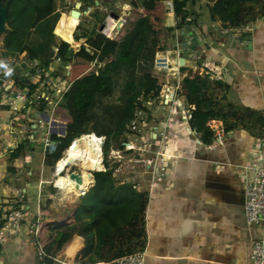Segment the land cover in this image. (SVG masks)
<instances>
[{
  "label": "crops",
  "instance_id": "1",
  "mask_svg": "<svg viewBox=\"0 0 264 264\" xmlns=\"http://www.w3.org/2000/svg\"><path fill=\"white\" fill-rule=\"evenodd\" d=\"M201 22L207 30L209 24L202 18ZM245 26L225 25L229 29L225 34L212 29L206 39L200 36L199 25L191 28L197 31L196 38L205 41L193 50L201 49V57L218 66L215 74L222 79L204 75L196 65H176L174 73L164 74L169 79L164 86L179 85L182 91L183 80L191 71H199L214 82L211 87L217 89V99L213 109L217 113L210 121L212 141L205 140L206 134L193 127L191 119L185 121L181 113L169 112L171 106L162 109L152 104L156 118L152 117L150 124L156 126V131L153 134L150 127L145 133L144 140L154 139L153 147L144 151L143 156L154 164H150L149 171L142 165L132 173L140 180V189L130 187L129 182L114 181L116 188L127 185V195L122 198L127 204L124 209L115 211L114 200L105 198L101 204L105 212L98 214L96 197L86 196L96 181L75 202L63 198L57 202V194L63 191L59 178L66 176L57 175L63 170H57L56 186L45 175L46 165L32 167V157L26 154L22 173L17 158L5 150L7 138L0 139V202L22 200L27 223L39 220L41 240L56 258L55 264H117L119 256L137 250L147 252L145 264H251L253 239L261 233V227L247 222L245 179L251 173L250 167L264 166V15L248 24V29ZM242 28L240 33L236 32ZM42 32L38 30L36 34ZM186 33V43L192 45L194 36ZM72 42L75 41L70 39L69 43ZM28 44L37 53L44 50L41 43L34 42V34ZM60 44L56 41L53 49ZM166 51L158 52L161 59H166ZM0 55L15 58L4 48H0ZM24 56L29 54L24 52ZM19 69L20 66L14 71ZM218 83L221 84L217 86ZM177 97L186 102L183 92ZM190 105L194 110L195 105ZM33 109L37 113L35 108L29 112ZM220 113L223 117H218ZM42 118L48 117L42 113ZM0 119L4 122L11 119L10 111L1 105ZM38 120L34 118V128ZM231 124L235 127L227 130ZM220 129L226 137L222 143H214ZM156 160L160 162L155 163ZM58 166L66 167L60 162ZM162 166L165 170L158 169ZM153 175L154 185L150 189ZM140 194L143 211L135 222V211L128 204L133 198L136 202ZM27 230L0 245V264H41Z\"/></svg>",
  "mask_w": 264,
  "mask_h": 264
},
{
  "label": "trees",
  "instance_id": "2",
  "mask_svg": "<svg viewBox=\"0 0 264 264\" xmlns=\"http://www.w3.org/2000/svg\"><path fill=\"white\" fill-rule=\"evenodd\" d=\"M82 1L89 2L90 0ZM168 1L173 2L175 16L179 18V29L184 30L188 26L192 28L193 25H198L200 16L197 15L194 8L200 0H145L143 3L133 0L132 15L129 16L124 29L115 38H108L98 29H94L82 38L84 41L79 48L72 47L69 40L76 39L77 42H81V38L74 37L79 19H74L69 14H63L54 28V34L64 42L53 49L50 59L71 65L68 78L73 84L66 94L64 102L57 109L60 119L67 123V134L64 137L52 135V138L58 142V148L57 151L47 154L45 160L47 165L55 166L72 142L84 134L95 133L102 143L103 138L100 136H105L106 143L103 148L106 170H103V154L98 151L100 144L96 139V157L101 165V171L94 170L92 167V171H95L96 185L86 192V196L96 197V207H98L100 215L105 212L101 207V204L105 203V198L114 200L115 211L126 208L127 204L124 205L122 198L127 195L125 190L128 188H126L127 185L118 188L114 186V181L117 180L113 175L109 156L113 148L121 146L122 136L127 125L134 118L136 109L147 108L146 101L158 97L169 79L155 70H151L143 75L139 86L135 81H130L126 85L128 95L124 97L125 102L119 106L105 107V114L108 117L99 115L96 110L98 102L113 94L115 76L121 71L136 72L143 64L149 62L153 64L158 52L172 49L171 44L167 43L168 34L164 31L166 16L169 12ZM210 1L212 2L208 7L210 19L222 21L226 26L239 28L256 22L260 16L264 15V0ZM91 2L95 5V0H91ZM54 6L55 0H10L8 13L10 30L6 34L0 35L4 41V49L10 54H15V57L27 52L30 59H38L42 64L49 66L47 61L43 63L39 59L40 56L29 46L28 41L31 30L54 13ZM200 30L203 31L201 28ZM86 44L91 47V51H88ZM3 57L5 61L9 59L8 56L3 55ZM93 62H97V66H93ZM12 77L18 81L16 86L18 84L25 86L27 79H22L23 77L18 71ZM213 83L208 77L202 76L199 71H191L182 83V92L186 102L195 105V109H192L191 125L198 131L204 132L205 140L208 142L212 141L213 136L211 132L213 125L210 124V121L217 113L213 109L214 101L217 99V89L211 87ZM219 84L221 83H218L217 86ZM140 98L142 99L140 100ZM218 117H223L222 113ZM233 127L235 126L231 124L226 129L230 130ZM30 143L28 139L23 140L17 149L11 151L12 157L19 158L21 152L26 150ZM77 165L83 171H91L87 156L82 157ZM138 197L136 202L133 198L128 204L135 211V222L143 211L142 195L140 194ZM135 207L136 209H134ZM135 226L137 227V223ZM133 234L135 237L138 234L135 229ZM140 235L141 233H139Z\"/></svg>",
  "mask_w": 264,
  "mask_h": 264
},
{
  "label": "built area",
  "instance_id": "3",
  "mask_svg": "<svg viewBox=\"0 0 264 264\" xmlns=\"http://www.w3.org/2000/svg\"><path fill=\"white\" fill-rule=\"evenodd\" d=\"M168 3L171 6L170 9L174 10L173 2L168 1ZM113 12H116V10L110 12L105 19L103 30L100 29V32L105 34L108 38L117 37L127 23L126 12L121 15L119 14L118 18L112 15ZM112 18H114V23L112 22ZM245 28L248 29V25L245 26ZM242 30H244V28L236 29V32L240 33ZM228 32L229 29L225 27V24L223 27L221 26L222 34ZM183 50L184 47H178V49L174 51L175 58H173L176 59L175 65L178 67L181 66L179 59L183 55ZM193 53V56L190 57L191 64L186 63V66L196 65V69L203 70L204 75L213 79H222V76L218 73L215 74V70H217L218 66L212 61L201 60V55H197L195 51H193ZM10 62L13 65H9ZM96 63L97 62H93L92 65L95 66ZM18 66H20V69L17 71L23 77L22 79H27L25 86L21 84L16 86L18 83L17 79L12 77L13 74L10 75L11 72H16L14 69ZM173 66V63L162 60L157 53L154 61V70L156 72L162 75L174 73V71H171V67ZM70 69L71 65H66L64 72H58L56 68L46 66L38 59H30L27 56L22 57V54L13 59L0 62V105L7 108L11 113V119L9 121L4 122L0 119V139L7 138L5 145L6 151L11 152L17 149L18 145L25 139H28L30 142H41L45 157L47 154L57 151L58 142L52 138V135L64 137L67 134V131L66 133L63 132L64 129H66V125L60 119V114L57 112V109L64 102L65 96L70 91L73 84L68 78ZM218 71L219 70H217V72ZM8 74L10 76H8ZM179 93L182 94L179 85L174 86L168 84L163 86L158 97L146 101L147 108L136 109L134 118L127 125V129L122 136L121 146L113 148L109 156L110 164L113 168V175L116 180L129 182L132 184L133 188L140 189V180L134 178L132 173H134L138 166L142 165H145L147 171H149L150 164H154V161L150 163V161L143 156L144 151H148L153 147L152 140L154 139V137H152L149 140H144L145 133L150 130V127L152 128V132L156 131V126L154 128V126L150 124L151 118H156L151 108L152 104H157L158 107L162 109H167L168 106H171L168 111H171L173 114L181 113L185 121L192 118L193 107L187 102L182 101L181 97H177ZM141 99L142 98H140V100ZM29 108H35L37 113L34 112V109L32 112H29ZM49 112H51L52 117L48 115ZM42 113L46 114L49 119L47 118L45 121V119L42 118ZM34 118L39 119L41 122H47L49 124L48 129L43 131V127L40 126L39 121L35 122L34 128ZM51 122L55 125L53 130L56 131V134L51 132ZM41 132H43L44 138L39 141L36 134ZM154 133L155 132H153V134ZM80 137H77L72 144ZM225 137L226 133L224 130H217L214 143H222ZM158 154L160 153H157L156 159H159ZM65 156L66 154L64 152L60 160ZM59 161H57L55 165L56 169ZM158 162L160 161H155V163ZM164 162L165 158L162 157V163ZM103 163V170H106L105 157ZM74 166H66L57 177L59 175H67L68 168L71 167L73 169ZM158 169L165 170V166ZM249 169L251 173L249 172L245 179L246 218L250 226L261 227V233L253 239V259L251 264H264V166L256 165ZM57 172L56 170V174ZM152 173L154 174V170ZM154 180L155 176L152 178L150 189L153 188ZM54 185H56L55 181ZM28 221L26 209L20 198H13L5 202H0V245H5L15 237L22 235L28 228L27 231L32 238V242L36 245L40 263L55 264L56 258L47 252L41 240L39 220L27 223ZM146 256V251L137 250L122 255L117 258L115 262L117 264H145Z\"/></svg>",
  "mask_w": 264,
  "mask_h": 264
},
{
  "label": "rangeland",
  "instance_id": "4",
  "mask_svg": "<svg viewBox=\"0 0 264 264\" xmlns=\"http://www.w3.org/2000/svg\"><path fill=\"white\" fill-rule=\"evenodd\" d=\"M79 1H82V0H55V6H54L55 10H54V13L52 14V16L47 18L43 23H41L39 25V28H35L34 31L31 30V36H33V34H34V42L36 41L37 43H41L42 46H44L43 51L42 50L38 51V55L40 56V59L42 60L43 63H45V61H47L48 65L51 68H56L58 72L59 71L64 72L65 71V67H64L65 65H64V63H62L60 61L51 60L50 55L53 51L52 50L53 47H55L56 41L61 42V43L64 41L54 34V28L57 25V23L59 22V20L61 19L62 15L63 14H69L71 12V10L75 7L76 3ZM97 1H99L98 4L96 3ZM132 1L133 0H95V5L91 2V0L89 2L88 1H82L83 5L81 8V11L83 12V15H82V18L79 19V22L77 24V28H76L75 33H74V37H78V38L80 37L81 42H77L73 39V41H75V42H72L71 46L73 45L74 47L79 48L84 41V39H82V38L85 35H87V33H89L90 31H92L94 29H98L100 32L101 25L105 23L106 17L110 14V10H108V9H111L112 6H115V8H116L115 10H116V13H118V15L119 14L121 15L122 13L124 14L126 12L127 23H128V18H129V16L132 15V11H133ZM138 1L140 3H143L145 0H138ZM210 4H212V2L210 0H200L194 8L197 15L200 16V19L202 18V20L205 23L209 24V28L207 30H205V29H203V27L206 24H203L202 22L198 23L199 28L204 30V33H203V31L200 32V30H199V33L202 34L200 36H202V37L204 36L205 39H206L207 35L212 31V29H214L215 32L217 31L218 33H221V26L223 27V25L225 24L222 21H219V20L212 21L210 19V16H208V9H209L208 7ZM167 5H168L169 12L166 16V25H165L164 31L166 32V34H168L167 43L171 44L172 49H168V51H166L167 55H165V58L168 59V62L173 63L174 66L171 67V69L176 70L177 66L175 65V61L173 60V56H175L174 51L178 47L183 48L180 46V44H181L180 41L182 42L184 40L183 37L181 36L182 35L181 32L183 29L178 28L179 18H177L175 16L174 10L170 9L171 6L168 2H167ZM126 24L124 26H126ZM197 26L193 25V28H195ZM9 30H10V27L8 26V31ZM38 30L43 31V32L41 34L37 35L36 33L38 32ZM185 39L186 40L188 39L187 33H186ZM207 42L208 41L206 40V43ZM86 46L88 48H91L88 44H86ZM0 48H4V41L1 38H0ZM193 54H195V53H193ZM8 57H9V59H12V57H14V56L10 55ZM4 60H5V58L2 55H0V62H2ZM78 60H81V59H78ZM7 64H8V62H7ZM9 65H13V64L10 62ZM98 67H99V65H98ZM151 70L152 71L154 70V63L152 64V62H149V63L143 64L140 67V69L136 72L123 70L119 74H117L115 76V83H114L115 88H114L113 94L98 102V107L96 110L99 113V115L100 116L106 115L108 117V115L105 114V107L106 106L115 107V106L122 105L125 102L124 97H126L128 95L126 85L130 81H135L137 86H139L143 75L147 71H151ZM29 109L31 110L32 108H29ZM48 115L50 117H52L51 112H49ZM46 120H47V118L45 119V121ZM45 121H43V122L39 121L40 126L43 127V131L47 130L49 127V124ZM84 135L93 136L95 156H97L95 144H96L97 140L99 141L100 145L98 147V151L103 154V158H102V163H103V159L105 157L103 147H104V143H106V137L100 136L103 138V143H102V142H100V140L98 139V136L95 133H89V134H84ZM82 137H80L79 139H81ZM37 138H39L40 140H43V138H44L43 132L39 133L37 135ZM86 142H87V140H86ZM102 149H103V152H102ZM26 154H29L32 157V162L30 163V165L32 167L42 168L43 166L46 165L47 171L45 172V175L48 178H50V181H52V182H54L56 179V175H55L56 170H63V169L59 168V166H57V169H56V166L54 167V165H47L46 160H45V156L43 153L42 145L37 141H32L27 146L26 150H23L21 152V156L19 158H17V160H18L17 162L20 165V170L22 173L24 172V170L26 168L25 164L23 163V158ZM65 154H66V152H65ZM86 156L89 158L91 171H92V160H91L90 154L87 150H85L84 153L82 154V157H86ZM61 161H59L61 165H64L62 163L63 161L67 163V159H64L62 162ZM53 162L55 163V160H53ZM69 165H73V166L75 165V166L73 169L71 167L68 168V174H69L68 178H70V179L72 178V179L77 181L80 177L79 175L81 174L82 170L81 171L79 170V167H78L76 161H73V160L69 161L66 166H69ZM72 171H76V172H74L75 176H72V174H71V173H73ZM91 171H88V172H91ZM63 196H64L63 191L59 192V194H57L56 201L57 202L61 201ZM68 201H70V200H68ZM70 202L73 203L75 201H70ZM70 202H67L66 204L70 207H74V204H72ZM67 209H69V208H67Z\"/></svg>",
  "mask_w": 264,
  "mask_h": 264
},
{
  "label": "bare ground",
  "instance_id": "5",
  "mask_svg": "<svg viewBox=\"0 0 264 264\" xmlns=\"http://www.w3.org/2000/svg\"><path fill=\"white\" fill-rule=\"evenodd\" d=\"M69 15L74 19H78L72 16L71 13H69ZM112 22L114 23V18H112ZM162 60L168 61V59H162ZM174 60L176 61V59ZM171 71H173V69H171ZM85 150H87L90 154L92 160V167L94 168V170H100L101 165L94 154V138L91 135H83L81 139L76 140L75 143L67 149L66 151L67 155L62 159V160L67 159V163L64 161L62 162L61 160L60 161L64 164V166H66L68 162L71 160L79 162ZM80 175H81L79 178L80 180L77 181L72 178L71 179L68 178V175L65 177L61 176L59 178V181L63 187V193H64L63 200L75 201L86 189H88L90 184L94 181L91 172L82 171Z\"/></svg>",
  "mask_w": 264,
  "mask_h": 264
},
{
  "label": "water",
  "instance_id": "6",
  "mask_svg": "<svg viewBox=\"0 0 264 264\" xmlns=\"http://www.w3.org/2000/svg\"><path fill=\"white\" fill-rule=\"evenodd\" d=\"M96 3L98 4L99 1H97ZM82 5H83V2L82 1L77 2L76 5H75V7L70 12L71 15L74 16V17H76V18H78V19H81L82 18V15H83V12L81 11ZM9 7H10V0H0V35L6 34L7 31H8V13H9ZM112 15L115 18H118L119 17V15L116 12H113ZM104 26H105V24L102 25L101 30H103ZM187 31L190 32L191 35L194 36L193 41H191L192 42V45L189 44V43H186L185 36H186V32ZM181 34H182L181 36L183 37L184 40L182 42L180 41V43H181L180 46L181 47H184V50H183L182 57H180V59H179V63H180L181 66H185L186 63H189V64L191 63L190 57L193 56V54H192L193 51H194L193 49L194 48H197L198 47V44H201V45L205 44V41H203V40L201 41V39L196 38L197 35H198L197 31L196 30H192L191 27H189V26L186 27V29L182 30ZM75 41H76V39H75ZM88 51H91V49L88 48ZM201 53H202L201 49H198L196 51V54L197 55H201ZM201 60H203V58ZM69 74H70V72H69ZM64 124L66 125V129H64L63 132L66 133V131H67V123L64 122ZM51 132L53 134H56V131H54L53 129L51 130ZM74 172H76V171H74ZM74 172L71 173L72 176H75ZM94 172H92V175H93V178H94V181H95ZM79 176H81V175H79ZM78 180H80V179H78Z\"/></svg>",
  "mask_w": 264,
  "mask_h": 264
},
{
  "label": "flooded vegetation",
  "instance_id": "7",
  "mask_svg": "<svg viewBox=\"0 0 264 264\" xmlns=\"http://www.w3.org/2000/svg\"><path fill=\"white\" fill-rule=\"evenodd\" d=\"M115 9H116L115 6H112L111 9H110V12L115 10Z\"/></svg>",
  "mask_w": 264,
  "mask_h": 264
},
{
  "label": "clouds",
  "instance_id": "8",
  "mask_svg": "<svg viewBox=\"0 0 264 264\" xmlns=\"http://www.w3.org/2000/svg\"><path fill=\"white\" fill-rule=\"evenodd\" d=\"M104 24H105V23H104ZM102 25H103V24H102ZM102 25H101V27H102ZM101 27H100V29H101ZM66 151H67V150H66ZM66 151H65V152H66ZM63 154H64V153H63ZM54 167H55V166H54ZM90 189H91V188H90Z\"/></svg>",
  "mask_w": 264,
  "mask_h": 264
}]
</instances>
